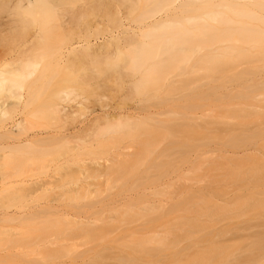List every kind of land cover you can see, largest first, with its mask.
Wrapping results in <instances>:
<instances>
[{"label": "bare ground", "instance_id": "obj_1", "mask_svg": "<svg viewBox=\"0 0 264 264\" xmlns=\"http://www.w3.org/2000/svg\"><path fill=\"white\" fill-rule=\"evenodd\" d=\"M15 7L17 19L1 25L16 22L38 31L31 33V53L19 59L18 66L0 70V93L16 98L9 105L0 104V264H63L66 251L75 249L74 243L65 242L77 239L89 244L80 250L83 257L89 254L87 264H264L263 223L255 233L230 243L219 239L230 228L220 229L214 223L219 216L261 221L264 198L239 195L228 205L203 207L201 213L196 212L203 205L196 204L201 197L195 200L193 211L179 208L176 202L165 209L157 202L155 213L153 208L147 215L136 212L138 217L133 212L146 226L165 217L169 231L181 232L177 235L188 241L186 245L179 240L168 242L157 234L151 235L153 240L145 235L135 237L129 229L113 226L111 218L99 223V210H89L96 208L88 201L91 187L103 176H109L108 183H112L152 172L156 182L172 166L170 157L182 156V146L190 144L195 130L190 127L181 132L179 120H162L160 115L179 113L176 107L202 106L205 99H240L252 104L256 95L264 94V77L258 78L264 69V0H16ZM122 7L136 13L125 20ZM131 25L139 26L138 31ZM59 26L124 27L121 36L112 34L101 42H90L80 37L70 40L74 33H63ZM112 42V55L100 53L99 48ZM124 72L135 79L131 81L133 92L147 96L150 103L103 110L76 130L63 131V121L74 118L77 109L66 110L62 101L77 91L93 93L84 85V77L115 73L122 79ZM225 113L224 118L249 115L245 111ZM146 118L165 127L162 132L169 139L160 150L156 145L163 133L147 127ZM242 119L240 123L246 124L247 118ZM205 120L201 123L214 121ZM208 130L209 134L201 133L203 139L217 134L213 128ZM260 135L259 130L234 131L224 142L246 146L247 141L255 140L257 144ZM127 137L123 145L122 139ZM133 141L150 154L147 162ZM82 147L102 160H96V166L80 163L76 151ZM260 158L257 154L240 157L251 159L253 185L264 181V164L256 162L261 163ZM141 164L146 174L138 171ZM144 194L142 190L124 202L131 207L132 200ZM82 205L88 209L83 210ZM68 206L79 211L72 212ZM182 209L188 211L181 214ZM116 229L121 230L111 236Z\"/></svg>", "mask_w": 264, "mask_h": 264}, {"label": "rangeland", "instance_id": "obj_2", "mask_svg": "<svg viewBox=\"0 0 264 264\" xmlns=\"http://www.w3.org/2000/svg\"><path fill=\"white\" fill-rule=\"evenodd\" d=\"M15 4L16 0H0V70L4 68L10 69L12 67L18 66V60L23 59L29 53H31V49L34 47V36L31 35V33L38 31L35 26L24 29L23 26L16 24V22L12 24V26L1 25L5 21L7 22L12 20V18L13 20L14 18L17 19V16L19 15L16 13L17 9ZM122 11H125V13L122 14L125 16V20L131 19L134 13H136V11L128 12V10L124 7H122ZM111 12L113 13L114 10L111 9ZM98 14L99 13L91 16V19L97 17ZM122 27L124 26H61L60 28L63 33L68 31L74 33L70 40L80 37L81 39H86L90 42H101L103 38L110 37L112 34H120L119 36H121ZM129 27L135 31H138L139 29V26L131 25ZM24 38H28L27 41L29 42L26 41L24 43ZM99 49H101L100 53L102 54L109 52L108 55H112V52L114 51L113 42L110 44L105 43ZM86 76H88V74ZM123 76L124 77L122 79H119L115 73L109 76H98L97 74L92 73L90 77H84V85L91 89L93 93L89 94L88 91H77L69 95L65 101H62V105H65L66 110L71 111L73 109H77V114H75L76 116L74 118L69 115L70 117L66 118L65 120L63 119V131L67 132L76 130L78 127L83 126L89 118H92L97 113H101L103 110L120 111L131 109L135 106L144 107L150 103L149 100H147V96L138 95L133 92V83L131 82L132 80H135L133 76L126 75L125 72ZM261 77H264V69L263 72L258 76V78ZM96 85L99 86L98 89H95ZM226 88H224L225 90L223 88L221 89L226 91ZM230 88H233V86L229 85V89ZM221 89L219 92L223 91ZM195 91L196 90L191 91L190 94L194 93ZM15 100L16 98L10 96L8 93H0V104L9 105ZM252 101V104H248L243 103L240 99H205V104L202 106H193L189 109H180V107H176L179 113L174 115H170V113L160 115L162 120H179L180 123L177 124V127L180 128L181 132L184 129H188L190 127L193 128L195 130V137L189 142L191 145H186V147L182 146L184 149L182 151L181 157L178 155L170 157L172 166L169 167L167 173L161 176L156 182L151 179L153 176L152 172H150V176L139 175V179H136L135 176H127L129 179L124 177L125 179H122L123 181L120 180L122 177L117 178V180L112 183H108L107 178L109 176L107 178H105L107 175L105 177L103 176V179L99 180V183H96L91 187V195L88 201L92 200L94 204L92 207L96 209L90 208L89 210H99H97L98 215L96 214L98 217H100V219L97 220L100 221L99 223H101L104 219L109 220L111 218L110 221L113 222V226L119 225L121 226L119 228L125 229L126 231L131 229V231L128 230V232H133L135 237L145 235V237H148H146L148 240H153L155 239L153 237H156L153 236V234H157L158 236H164L168 242L179 240L182 241L181 244L186 245V242L188 241H186L185 238L184 240H181L183 239V236L177 235L181 232L169 231L166 223L164 224V221L167 222L165 217L161 218V220H156L157 218H154L155 221H153V225L146 226V224L143 225L144 223L140 222L142 218H137V213L140 215L144 214V212L146 213L147 210H151L152 208L154 210L155 207L153 206H155L157 202H162V206L165 209L168 208L172 203L174 204L176 202L177 204L180 203L179 208L190 207L191 211H193L195 200H197L198 197H201V201L197 200L196 204L199 203V205H202L200 202H203L202 207L198 205L200 210L196 212L200 211L199 213H201L203 207L206 210H209V208L214 209L211 208L212 206L214 207V204L228 205V203L230 204L234 202V200H237L239 195L243 197L252 195L257 198H264V181L259 182L257 185H253L250 181L252 179L249 172V165H251V162L249 161H251V159L249 161L240 159V157L246 154H253V156L254 154H257L261 156L259 160L262 161L259 163L256 160V162L260 165L264 164V147L260 148L261 142L264 141V94L256 95ZM150 108L157 110L160 107L158 106L157 108L151 106ZM246 109L251 110V112H254L255 114L253 116H249L251 112L249 110L247 111ZM244 111L249 112V115L247 114L248 116L243 118L248 119V121H246V119L244 122L246 124L240 123V119H242L241 117H222L223 113L226 114L225 112H228L229 114L230 112L243 114ZM181 115L184 116L181 117ZM205 119H212L214 120L213 122H217L204 124L201 123L202 120ZM144 120L145 125L149 128H155L156 132H162V128H165L160 123L156 122L155 119L146 118ZM186 123H192V125H185ZM209 128H213V130H215L214 133L216 132L217 134L203 139L201 137V133L206 132ZM255 130H259L261 132L260 138L256 139V141L258 140L257 144L254 143L255 140H251L250 142L247 141L246 146L242 144H230L228 142H224V140L229 137V134H232L234 131L247 132ZM210 133L212 135L213 131ZM162 135V140H160V142L156 145L157 150H160L162 146L164 147V144L168 142L169 138L166 137V135L164 136V133ZM128 140V137L122 139L123 145H125L124 142H128ZM137 143L135 141L132 142L136 150H138V147L140 149V144ZM87 148L82 147L81 149L77 150V158L79 159L80 163L86 162L90 166H96L97 164L95 161H101L102 158H93L94 156L86 151ZM152 148L154 147L152 146ZM140 152L147 162L150 158V154L146 155V152L141 149ZM102 155L105 156V154ZM237 166L238 168H236ZM137 168L139 172L141 171V173L146 174V172L143 170L144 166H142V164ZM122 182L125 183L123 187H121ZM135 184H137L136 187L134 186ZM142 190L146 195L144 194V196L132 200L133 205H131V207H129L130 205L127 204L130 202H124L125 198L133 197ZM145 198L147 199L146 202L144 201ZM184 200H187L186 203H183ZM84 202L85 200L81 201L79 205L81 203L84 204ZM82 206L83 210L88 209V207L86 208L84 205ZM68 208L72 212L79 211L77 207L68 206ZM168 210L169 209L165 211L168 213ZM134 211L137 215V219L134 217ZM184 211L186 212L188 209H182L181 214L184 213ZM149 212L148 215L150 214ZM196 212L195 214H197ZM153 213H155V210ZM170 214L168 215L169 220L172 219L170 218L172 214ZM120 217H123L127 223L125 221H118V218ZM201 217L202 216H200V218ZM224 217L225 216H219L215 218L217 222L213 221L220 229L226 230L227 228H230L226 234L224 233V237L223 235L219 237L223 243L241 240L242 236L255 233L260 228L261 223L264 224V217L261 218V221L256 220L255 218H251L249 220H236L227 219ZM130 219L132 221V223H130L131 225L129 224V222H131ZM121 229H116L113 231L111 236L117 234ZM65 243H74L75 249H69L66 251V254L62 257L63 264H87L85 261L88 260L87 256L89 254H85L86 257H83V255H80V250H85L89 244H82L84 242H81L79 239L75 240L74 242ZM91 244L92 243H90V245ZM165 261L167 260L165 259L163 262Z\"/></svg>", "mask_w": 264, "mask_h": 264}]
</instances>
